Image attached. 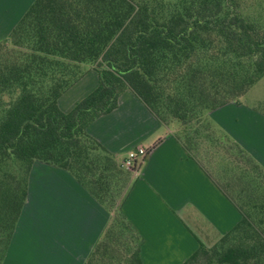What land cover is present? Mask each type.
Here are the masks:
<instances>
[{
	"label": "trees",
	"instance_id": "1",
	"mask_svg": "<svg viewBox=\"0 0 264 264\" xmlns=\"http://www.w3.org/2000/svg\"><path fill=\"white\" fill-rule=\"evenodd\" d=\"M87 68L97 87L62 112L58 99ZM263 77L264 29L243 0H34L0 41V264L34 162L66 171L110 215L83 264H143L142 238L122 211L138 164L120 168L87 132L126 90L174 128L186 156L240 214L183 264H264V167L209 117L240 105Z\"/></svg>",
	"mask_w": 264,
	"mask_h": 264
},
{
	"label": "crops",
	"instance_id": "2",
	"mask_svg": "<svg viewBox=\"0 0 264 264\" xmlns=\"http://www.w3.org/2000/svg\"><path fill=\"white\" fill-rule=\"evenodd\" d=\"M33 1L0 5V40ZM97 85V73L87 68L58 99V107L69 112ZM211 116H222L220 129L264 167V115L229 103ZM87 132L120 162L137 147L147 150L122 204L142 238L143 264H183L199 244L212 247L239 222L238 210L186 156L174 128L159 123L129 90ZM109 220V213L70 174L34 162L2 264H83Z\"/></svg>",
	"mask_w": 264,
	"mask_h": 264
},
{
	"label": "rangeland",
	"instance_id": "3",
	"mask_svg": "<svg viewBox=\"0 0 264 264\" xmlns=\"http://www.w3.org/2000/svg\"><path fill=\"white\" fill-rule=\"evenodd\" d=\"M12 1L13 0H0V5H4V4L10 5ZM243 12L250 18V20L256 22L259 26H261V28L264 29V0H243ZM240 101L241 104H243L244 106L248 108H252L254 111L264 115V77L261 78L256 84H254L249 89V91L240 99ZM209 117H210V113H209ZM222 120H223L222 116L210 117V122L215 127H219V128L222 127V123H221ZM217 132L221 133L222 131H217ZM207 152L209 158L214 162L215 167L218 170L221 169L222 166H219V163L216 162L217 159L214 158L215 155L212 149L210 148ZM120 157L124 158L125 156L122 155ZM120 168H123L121 162H120ZM131 182H132V178H130L129 188ZM128 190L126 189L124 190L122 199L128 193Z\"/></svg>",
	"mask_w": 264,
	"mask_h": 264
},
{
	"label": "built area",
	"instance_id": "4",
	"mask_svg": "<svg viewBox=\"0 0 264 264\" xmlns=\"http://www.w3.org/2000/svg\"><path fill=\"white\" fill-rule=\"evenodd\" d=\"M147 150L143 147H137L131 152L128 153L127 157L123 160L122 166L124 168L130 169L136 163L138 164V160H142L146 157Z\"/></svg>",
	"mask_w": 264,
	"mask_h": 264
}]
</instances>
